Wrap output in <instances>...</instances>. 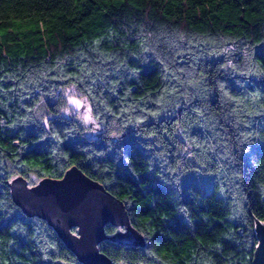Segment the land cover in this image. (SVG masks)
<instances>
[{"label":"trees","instance_id":"trees-1","mask_svg":"<svg viewBox=\"0 0 264 264\" xmlns=\"http://www.w3.org/2000/svg\"><path fill=\"white\" fill-rule=\"evenodd\" d=\"M69 87L104 135L62 115ZM72 167L144 237L103 242L112 264H254L264 0H0V264H81L9 187Z\"/></svg>","mask_w":264,"mask_h":264},{"label":"water","instance_id":"water-1","mask_svg":"<svg viewBox=\"0 0 264 264\" xmlns=\"http://www.w3.org/2000/svg\"><path fill=\"white\" fill-rule=\"evenodd\" d=\"M9 187L14 204L27 217L45 221L81 264H112L99 249L107 240L123 246H145L124 203L77 167L69 169L62 179L44 178L34 186L17 176ZM107 226L119 230L108 236ZM256 230L259 245L254 264H264V224L258 222Z\"/></svg>","mask_w":264,"mask_h":264},{"label":"rangeland","instance_id":"rangeland-1","mask_svg":"<svg viewBox=\"0 0 264 264\" xmlns=\"http://www.w3.org/2000/svg\"><path fill=\"white\" fill-rule=\"evenodd\" d=\"M59 96L65 101V107L62 110L64 117L80 122L87 129V133L93 138L100 137L107 132V129L101 127L94 120L88 101L80 95L76 88L69 87L61 90Z\"/></svg>","mask_w":264,"mask_h":264},{"label":"snow or ice","instance_id":"snow-or-ice-1","mask_svg":"<svg viewBox=\"0 0 264 264\" xmlns=\"http://www.w3.org/2000/svg\"><path fill=\"white\" fill-rule=\"evenodd\" d=\"M262 223H264V221H262ZM75 235V233H73Z\"/></svg>","mask_w":264,"mask_h":264}]
</instances>
